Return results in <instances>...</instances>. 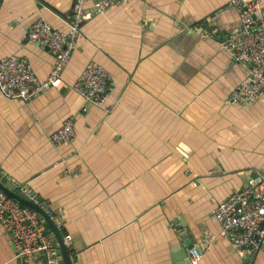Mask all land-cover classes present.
Returning <instances> with one entry per match:
<instances>
[{"label": "crops", "instance_id": "obj_1", "mask_svg": "<svg viewBox=\"0 0 264 264\" xmlns=\"http://www.w3.org/2000/svg\"><path fill=\"white\" fill-rule=\"evenodd\" d=\"M231 1L123 0L98 11L88 0L92 18L62 85L29 102L0 91V172L61 214L73 264H191L190 244L198 264H264V247L242 255L215 217L264 177V93L230 101L249 77L224 47L240 25ZM73 2L0 0V61L26 58L46 80L55 56L29 31L38 20L67 31ZM91 61L112 76L103 108L75 89ZM69 117L75 140L54 145L49 135ZM11 237L0 223V264H23Z\"/></svg>", "mask_w": 264, "mask_h": 264}, {"label": "built area", "instance_id": "obj_2", "mask_svg": "<svg viewBox=\"0 0 264 264\" xmlns=\"http://www.w3.org/2000/svg\"><path fill=\"white\" fill-rule=\"evenodd\" d=\"M123 0H96L98 11L110 9ZM88 0H74L70 29L61 31L45 20L33 23L28 40L32 44L47 48L55 61L46 80L37 76L32 64L26 58L12 56L0 61V91L9 99L29 102L43 93L58 88L63 83V73L77 48L82 24L92 18L87 11ZM239 14V29L224 40V47L233 60L246 69L249 77L231 94L230 101L246 105L264 93V0H232ZM112 76L102 65L89 62L79 76L75 89L87 104L103 108L106 104ZM76 138L72 117L49 135L54 145L71 143ZM23 192V191H22ZM24 193L28 194L26 190ZM37 204L35 197L31 198ZM46 209L45 206H43ZM46 212L58 227L62 216L49 209ZM215 217L221 225V237L229 240L242 255H255L264 247V177L251 180L242 191L221 201ZM0 223L11 234L16 257L23 264H30L39 255L45 263L56 264L59 250L55 240L46 233L38 212L9 198L0 189ZM210 234L206 232L204 245ZM70 235L64 237V244L72 245ZM202 258L198 247L189 251L191 264H198Z\"/></svg>", "mask_w": 264, "mask_h": 264}, {"label": "water", "instance_id": "obj_3", "mask_svg": "<svg viewBox=\"0 0 264 264\" xmlns=\"http://www.w3.org/2000/svg\"><path fill=\"white\" fill-rule=\"evenodd\" d=\"M204 28H207L206 35L211 32V28H208L205 24L203 25ZM257 176V175H256ZM0 189L11 199L17 201L23 206L29 207L30 209L36 211L39 213V215L42 218V222L45 225L46 233L51 234L54 233L56 236L55 246L58 248V250L61 252V255L64 259L65 264H73V261L71 259V253L73 252L72 245H65L64 244V237L60 232L59 227L56 225V223L51 219V217L46 212V209L43 208L45 206L44 204L36 203L33 200H31V196L18 190V185L15 181L10 180L4 173L0 172ZM32 196H34L32 194ZM35 197V196H34ZM38 202L41 201L40 198H36ZM193 245L190 244L189 249H193ZM189 250V251H190ZM248 257V255H246Z\"/></svg>", "mask_w": 264, "mask_h": 264}]
</instances>
